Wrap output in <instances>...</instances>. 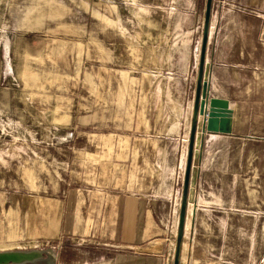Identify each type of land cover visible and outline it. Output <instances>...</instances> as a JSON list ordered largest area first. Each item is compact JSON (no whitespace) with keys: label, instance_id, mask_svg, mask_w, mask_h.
Instances as JSON below:
<instances>
[{"label":"rangeland","instance_id":"rangeland-1","mask_svg":"<svg viewBox=\"0 0 264 264\" xmlns=\"http://www.w3.org/2000/svg\"><path fill=\"white\" fill-rule=\"evenodd\" d=\"M206 1L0 0V252L44 253L23 264H90L99 257L98 248L65 247L56 238L65 174L83 155L77 147L87 144L90 134L150 131L169 149L171 164L182 158L184 171L189 147L182 138L186 127L181 134L174 127L176 102L184 113L194 98ZM223 2L214 0L215 14ZM240 16L260 20L264 11L243 8ZM248 35L252 44V28ZM213 41L214 33L207 53ZM191 53L194 64L185 71L184 57ZM260 76L250 97L237 92L247 115L241 132L251 130L254 136L230 139L224 158L203 170L202 149L194 162L196 190L202 180L203 196L215 192L223 199L213 201L222 212L214 218L212 244L224 238L219 226L228 222L234 264H264ZM182 170L175 169L176 180H183ZM201 201L195 193L194 212ZM191 231L192 222L184 262Z\"/></svg>","mask_w":264,"mask_h":264},{"label":"crops","instance_id":"crops-1","mask_svg":"<svg viewBox=\"0 0 264 264\" xmlns=\"http://www.w3.org/2000/svg\"><path fill=\"white\" fill-rule=\"evenodd\" d=\"M221 8L217 14L215 9L212 11L215 20L210 36L214 33V41L207 53L209 86L211 98L231 102L232 132L205 135L200 170L224 158L220 156L227 152L224 145L230 144V139L254 136L251 130L241 132L247 115L237 92L244 90L250 97L252 85L264 74V19L240 16L243 8L264 11V0H224ZM251 28L255 32L252 44L248 39ZM184 59L185 71L190 70L194 54ZM194 81L196 86L197 74ZM194 102L195 94L184 113L180 102H176L179 118L174 127L180 134L186 127L182 138H186L188 147ZM250 105L253 107L252 101ZM249 117L251 120L252 112ZM89 137L87 144L77 147L83 155L68 165L64 191L57 199L59 244L98 248L99 257L91 258V263L88 260L90 264H173L188 153L184 155L183 171L182 158L177 166L171 164L169 149L159 146L157 136L150 131H111ZM176 168L182 170L183 180H176ZM202 186L201 180L196 193L202 201L193 213L187 260L181 259V264H234L228 255V222L219 226L224 238L212 244L217 226L214 218L222 212L212 207L213 201L223 199L215 192L203 196ZM157 242H165L163 254L137 250Z\"/></svg>","mask_w":264,"mask_h":264},{"label":"water","instance_id":"water-1","mask_svg":"<svg viewBox=\"0 0 264 264\" xmlns=\"http://www.w3.org/2000/svg\"><path fill=\"white\" fill-rule=\"evenodd\" d=\"M213 2L214 0L206 1L194 110L173 264H181L189 202L194 201L196 193V180L193 178L195 169L194 162L197 154L199 156L200 150L202 149L204 136L207 133L232 132L233 108L231 102L226 99L211 98L210 96V63L207 62V51L211 30ZM164 246L165 242H157L147 246L138 247L137 250L141 252L163 254ZM43 257L44 253L40 250L2 251L0 252V264H23L37 261Z\"/></svg>","mask_w":264,"mask_h":264},{"label":"bare ground","instance_id":"bare-ground-1","mask_svg":"<svg viewBox=\"0 0 264 264\" xmlns=\"http://www.w3.org/2000/svg\"><path fill=\"white\" fill-rule=\"evenodd\" d=\"M212 27V24H211ZM210 36H211V30H210ZM210 40V37H209ZM202 44V43H201ZM200 49V48H199ZM201 50V49H200ZM199 54V52H198ZM200 59V58H199ZM185 162V161H184ZM187 164V163H186ZM186 167V166H185ZM195 210V203L194 201L189 202V208H188V219H187V223H186V229L187 231L189 230V228L191 227V221L193 218V213ZM185 235H186V230H185ZM183 248H184V244H183ZM183 253V252H182ZM48 263H54L53 260L49 261Z\"/></svg>","mask_w":264,"mask_h":264}]
</instances>
